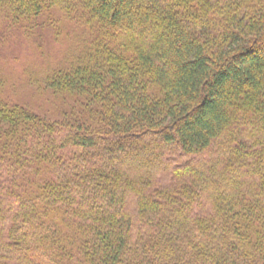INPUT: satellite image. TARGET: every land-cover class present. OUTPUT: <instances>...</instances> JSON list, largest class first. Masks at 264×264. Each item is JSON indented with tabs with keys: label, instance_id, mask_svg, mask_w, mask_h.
Returning <instances> with one entry per match:
<instances>
[{
	"label": "trees",
	"instance_id": "16d2710c",
	"mask_svg": "<svg viewBox=\"0 0 264 264\" xmlns=\"http://www.w3.org/2000/svg\"><path fill=\"white\" fill-rule=\"evenodd\" d=\"M0 264H264V0H0Z\"/></svg>",
	"mask_w": 264,
	"mask_h": 264
},
{
	"label": "rangeland",
	"instance_id": "374dc122",
	"mask_svg": "<svg viewBox=\"0 0 264 264\" xmlns=\"http://www.w3.org/2000/svg\"><path fill=\"white\" fill-rule=\"evenodd\" d=\"M38 41L42 42L43 45L48 47V49L46 50V52L48 51L47 53L54 54V55L57 54L58 49L55 46L56 43L51 39V37L48 34L46 33L41 34L40 37H38ZM35 51L37 52L36 48L31 49L28 47V45L25 46L24 43L19 41V44L16 47L11 46L8 48L7 52L5 53V56L6 58H9V60L12 63V61L16 60L18 55H22V57L25 55L26 56L29 55L30 59L33 58V56L35 55ZM38 51L41 52L40 49ZM22 95H24L22 98L26 100V102H28V105L33 111L40 113V114L47 113L49 114V116L50 114H54L55 116H58V114L54 111L55 105L52 104L50 106L47 100H43L36 86H31V85L27 86V88L24 89V91L22 92Z\"/></svg>",
	"mask_w": 264,
	"mask_h": 264
}]
</instances>
